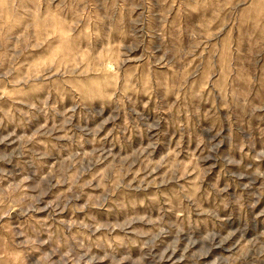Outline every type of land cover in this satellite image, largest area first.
<instances>
[{"label": "rangeland", "instance_id": "1", "mask_svg": "<svg viewBox=\"0 0 264 264\" xmlns=\"http://www.w3.org/2000/svg\"><path fill=\"white\" fill-rule=\"evenodd\" d=\"M0 264H264V0H0Z\"/></svg>", "mask_w": 264, "mask_h": 264}]
</instances>
